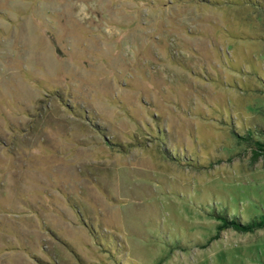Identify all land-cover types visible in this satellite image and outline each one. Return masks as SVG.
I'll list each match as a JSON object with an SVG mask.
<instances>
[{"label": "rangeland", "instance_id": "obj_1", "mask_svg": "<svg viewBox=\"0 0 264 264\" xmlns=\"http://www.w3.org/2000/svg\"><path fill=\"white\" fill-rule=\"evenodd\" d=\"M257 128L264 0H0V264H264Z\"/></svg>", "mask_w": 264, "mask_h": 264}, {"label": "trees", "instance_id": "obj_2", "mask_svg": "<svg viewBox=\"0 0 264 264\" xmlns=\"http://www.w3.org/2000/svg\"><path fill=\"white\" fill-rule=\"evenodd\" d=\"M158 133L160 135V132ZM240 140L249 146L252 156L256 159L264 158V129L257 128L252 134L248 133L240 136ZM164 154L165 156H168L165 151ZM173 160L175 161L176 158ZM215 219L221 222L217 227L219 232L232 229L239 233H253L264 228V213H262L258 218L252 219L250 222H244L240 219V217L230 218L223 215H215ZM217 238L218 237L215 236V239Z\"/></svg>", "mask_w": 264, "mask_h": 264}]
</instances>
